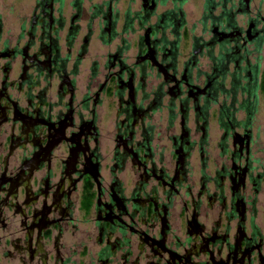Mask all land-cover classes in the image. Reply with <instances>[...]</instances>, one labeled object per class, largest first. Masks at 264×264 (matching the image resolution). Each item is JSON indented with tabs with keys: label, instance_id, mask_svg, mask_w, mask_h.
<instances>
[{
	"label": "flooded vegetation",
	"instance_id": "1",
	"mask_svg": "<svg viewBox=\"0 0 264 264\" xmlns=\"http://www.w3.org/2000/svg\"><path fill=\"white\" fill-rule=\"evenodd\" d=\"M253 2L0 0V264H264Z\"/></svg>",
	"mask_w": 264,
	"mask_h": 264
},
{
	"label": "rangeland",
	"instance_id": "2",
	"mask_svg": "<svg viewBox=\"0 0 264 264\" xmlns=\"http://www.w3.org/2000/svg\"><path fill=\"white\" fill-rule=\"evenodd\" d=\"M2 2H3V0H1ZM5 2H9V3H13L14 4V10H13V12H14V14L16 13H18V11L20 10V7H22V4H17V3H15V2H25V0H18V1H16V0H4ZM259 1L260 0H254V2L252 3V7L253 8H256L257 7V5H258V3H259ZM29 2H33V0H29ZM264 3V2H263Z\"/></svg>",
	"mask_w": 264,
	"mask_h": 264
}]
</instances>
